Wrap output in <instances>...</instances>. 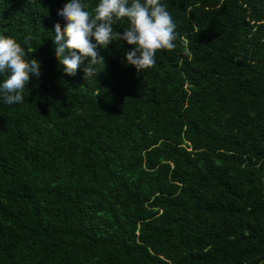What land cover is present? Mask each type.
Listing matches in <instances>:
<instances>
[{"label": "trees", "instance_id": "16d2710c", "mask_svg": "<svg viewBox=\"0 0 264 264\" xmlns=\"http://www.w3.org/2000/svg\"><path fill=\"white\" fill-rule=\"evenodd\" d=\"M68 2L0 0L40 64L0 93V264H264V0H160L174 49L138 72L112 41L86 81L55 57Z\"/></svg>", "mask_w": 264, "mask_h": 264}, {"label": "clouds", "instance_id": "9594fccd", "mask_svg": "<svg viewBox=\"0 0 264 264\" xmlns=\"http://www.w3.org/2000/svg\"><path fill=\"white\" fill-rule=\"evenodd\" d=\"M89 7L82 0H69L57 12L64 27L62 30L59 23L54 25L55 57L68 76H75L87 61L83 79H96L100 71L94 66L105 65L98 48H106L112 41H126L131 46L125 58L138 72L154 65L158 50L175 47L176 24L160 0H99L91 11ZM123 18H127L129 26L122 34L114 32L113 26ZM24 57V49L16 40L0 35V73H8L0 83V93L9 105L23 102L22 91L30 74L40 75L38 61Z\"/></svg>", "mask_w": 264, "mask_h": 264}]
</instances>
